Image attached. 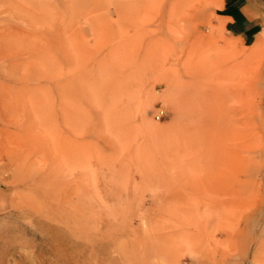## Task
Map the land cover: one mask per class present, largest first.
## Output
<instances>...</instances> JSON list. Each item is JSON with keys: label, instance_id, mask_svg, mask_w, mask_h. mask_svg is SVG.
Wrapping results in <instances>:
<instances>
[{"label": "rangeland", "instance_id": "1", "mask_svg": "<svg viewBox=\"0 0 264 264\" xmlns=\"http://www.w3.org/2000/svg\"><path fill=\"white\" fill-rule=\"evenodd\" d=\"M219 7L0 0V264H264V40Z\"/></svg>", "mask_w": 264, "mask_h": 264}, {"label": "crops", "instance_id": "2", "mask_svg": "<svg viewBox=\"0 0 264 264\" xmlns=\"http://www.w3.org/2000/svg\"><path fill=\"white\" fill-rule=\"evenodd\" d=\"M215 18L241 45H253L264 31V0H218ZM254 228V226H252ZM264 237L262 236L261 239ZM237 264L236 260H231Z\"/></svg>", "mask_w": 264, "mask_h": 264}, {"label": "bare ground", "instance_id": "3", "mask_svg": "<svg viewBox=\"0 0 264 264\" xmlns=\"http://www.w3.org/2000/svg\"><path fill=\"white\" fill-rule=\"evenodd\" d=\"M264 35V34H263ZM263 40H264V36H263V38H262V36H261V38H258L254 43H253V46H255V49L256 50H260L259 49V47H262L263 46ZM264 59V58H263ZM261 60H262V58H261ZM56 228V227H55ZM69 233V232H68ZM54 236H57V238H59V239H61L60 241L62 242V240H66L67 241V237H66V235H62V233L60 232V231H58L57 229H55V231H54ZM45 243V242H44ZM63 243H64V241H63ZM3 244V243H2ZM8 244V243H7ZM41 244V243H40ZM48 244V243H47ZM67 244V243H66ZM6 245V244H5ZM10 245V244H9ZM43 245H45V244H43ZM51 245V244H50ZM49 245V246H50ZM56 245V244H55ZM64 245V244H63ZM33 246V245H32ZM53 246V245H52ZM3 247H5V246H3V245H0V251H2V248ZM56 247V246H55ZM55 247H54V249H55ZM60 247V246H59ZM34 248V247H33ZM32 248V249H33ZM44 248V247H43ZM50 248H52V247H50ZM67 248V247H66ZM65 248V249H66ZM9 249V248H8ZM17 249H18V247H17ZM45 249V248H44ZM48 249V248H47ZM60 249V248H59ZM97 249V248H96ZM49 250V249H48ZM91 250V249H90ZM93 250V249H92ZM52 251H54V250H52ZM98 251V250H97ZM100 251V250H99ZM6 252V251H5ZM47 252V251H46ZM55 252V254H56V251H54ZM59 252V251H58ZM2 253V252H1ZM0 253V254H1ZM18 253V252H17ZM26 253V252H25ZM24 253V254H25ZM40 253V252H39ZM3 254V253H2ZM101 254V253H100ZM97 255L99 256V254L97 253ZM107 255V254H106ZM30 256V255H29ZM34 256H36V255H34ZM52 256H54L53 254H52ZM46 258H48V257H46ZM98 258H100V257H98ZM40 259V258H39ZM44 259V258H43ZM102 259H103V257H102ZM113 261H114V259H113ZM22 262V261H21ZM48 262V261H47ZM97 263L98 264H103L102 262L101 263H99L98 261H97ZM96 263V264H97Z\"/></svg>", "mask_w": 264, "mask_h": 264}, {"label": "built area", "instance_id": "4", "mask_svg": "<svg viewBox=\"0 0 264 264\" xmlns=\"http://www.w3.org/2000/svg\"><path fill=\"white\" fill-rule=\"evenodd\" d=\"M165 111H164V109H162V108H160V107H157L156 108V111L154 112V114H153V117H154V119H156V120H160L161 118H163L164 116H165Z\"/></svg>", "mask_w": 264, "mask_h": 264}]
</instances>
